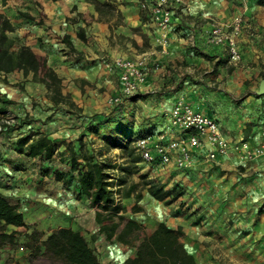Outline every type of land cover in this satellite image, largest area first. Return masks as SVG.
Segmentation results:
<instances>
[{
    "label": "crops",
    "instance_id": "obj_1",
    "mask_svg": "<svg viewBox=\"0 0 264 264\" xmlns=\"http://www.w3.org/2000/svg\"><path fill=\"white\" fill-rule=\"evenodd\" d=\"M97 1L111 3L122 24L112 26L87 0H8L5 4L0 0V15L14 28L5 32L13 41L11 50L26 46L44 59L60 79L62 95L80 109L74 113L63 103L54 104L45 82L34 79L32 72L0 71V104L10 116L21 119L0 133V193L18 203L24 217V227L7 226L10 230H35L41 240L61 227L79 230L100 264H125L135 249L110 243L99 231L96 207L88 197L76 196L77 171L65 181L54 178V171L69 169L67 145L77 151L84 144L92 153L101 145L90 143L91 139L99 141L107 135L116 142L145 133L163 136L164 141L177 139L179 134L169 124L170 112L182 99L215 118L230 143L258 156L264 146V107L251 96L234 102L227 93L230 80L225 69L207 66L186 53L181 31L172 32L174 26L182 27L177 17L169 29H160L141 10L139 0ZM186 1V8L197 18L222 15L212 4L207 8L201 0ZM258 25L264 36V17ZM211 26L205 24L202 31ZM193 38L204 41L200 34ZM208 54L214 62L223 55L220 47H212ZM141 56L146 57L145 83L138 96L122 101L123 115L115 117L110 104L119 90L114 62ZM198 70L202 72L196 79L191 73ZM27 134H42L57 144L51 160L17 153V138ZM209 150L208 145L189 149L190 164L181 169L141 161L140 172L161 181L163 189L180 187L183 194L164 205L143 191L137 202L141 211L134 219L147 234L159 223L180 227L181 242L196 264H264L259 242L264 228V159L241 161L232 148L225 156L207 161ZM237 166L245 167L244 172ZM119 202L126 209L124 215L133 218L129 210L135 204L133 195ZM146 217L151 219L143 220ZM253 250L260 257H251Z\"/></svg>",
    "mask_w": 264,
    "mask_h": 264
},
{
    "label": "trees",
    "instance_id": "obj_2",
    "mask_svg": "<svg viewBox=\"0 0 264 264\" xmlns=\"http://www.w3.org/2000/svg\"><path fill=\"white\" fill-rule=\"evenodd\" d=\"M8 0H2L5 4ZM92 3L98 12L111 13L117 9L109 2L100 3L97 0H87ZM118 12V11H117ZM26 16V15H24ZM0 71L9 72L15 69L22 70L26 75L32 72L33 78L45 82L49 99L54 103H63L69 108L80 111L68 95L61 93V81L56 73L47 66L42 58L36 57L28 47L21 46L16 51L11 50L12 39L5 35V32H12L14 28L0 15ZM229 72V71H228ZM9 116L7 110L0 104V121ZM21 119H19L20 123ZM143 135V134H141ZM139 135V136H141ZM137 138V137H136ZM135 138V139H136ZM135 139L125 140L124 143L111 139L112 146L128 150ZM16 151L28 158L43 157L51 160L55 155L57 144L49 140L45 135L27 134L17 138L15 142ZM69 169L67 172L54 171V178L57 181H65L72 178V172L77 171L75 184L76 196H86L90 204L96 207L95 220L100 224L99 231L104 233L106 240L110 243L121 244L135 249L133 257L125 259V264H196L193 256L189 254L181 242L182 231L180 227L170 228L164 223L147 234L145 227L137 220L124 215L126 209L121 207L119 198H127L133 195L135 204L131 212H139L137 202L140 201L141 191L136 192V183H131L121 194L119 190L113 189L110 181L109 170L116 169L115 165L95 160L94 156L83 150L82 146L75 151L71 143L67 145ZM130 158L131 153L127 152ZM141 161L140 156L130 158L133 167H121L122 172L132 174L137 172V163ZM142 187L157 201L165 205L172 203L182 192L177 187L163 189L157 183L147 180L145 175H138ZM121 186L124 179H117ZM0 246H15L17 231L6 233L7 226L24 227V217L19 211L18 203L11 201L0 193ZM32 240L33 257L41 258L43 261L37 264H100L94 250L89 246L86 238L79 230L61 227L53 230L44 240H41L39 232L33 230L31 233H24ZM143 235V238L141 236ZM36 243V244H35Z\"/></svg>",
    "mask_w": 264,
    "mask_h": 264
},
{
    "label": "rangeland",
    "instance_id": "obj_3",
    "mask_svg": "<svg viewBox=\"0 0 264 264\" xmlns=\"http://www.w3.org/2000/svg\"><path fill=\"white\" fill-rule=\"evenodd\" d=\"M201 2L205 4L207 8H209V5L212 4L213 6H215L217 12L222 15L221 16L209 15V16H204V17L202 16L197 18L196 16L190 14L188 8H186V5L175 6L171 21L175 17H177L182 27L181 28L178 27L176 29V26H174L172 32L181 31L180 36L185 39L186 53H191L192 56L201 59V61H205L207 66L212 67L213 65H215L225 69L224 70L225 73L227 72L226 78L230 80V90H228L227 93H229V96H231L235 100L234 102H240L241 101L240 99L245 98V96H251L253 99L261 100L260 105L264 107V95H257L256 93L259 81L262 78H264V36L262 31L263 27L258 25V20L264 17V9H262L263 1L262 0H211V3H209L208 0H201ZM102 17L106 20L111 21V25L114 27L119 24H122V17L120 13L117 11L111 13H104ZM222 20L225 21L226 23H230L237 26V29L235 31L233 30V28L228 29L229 33L230 32L233 33L236 41L237 50H238L237 59H233L230 56L227 47L214 45L210 42V31L208 30L202 31V27L205 24L214 25L219 22L221 23ZM170 25L166 29H169ZM178 29L179 31H177ZM203 29H205V27ZM196 34H200L204 38V41L203 39L202 42L196 41L193 38V36L195 37ZM197 39L200 40L199 38ZM212 47L213 48L220 47L221 53L223 54L222 58H218V60H216L215 62H214V58L208 54V51L212 50ZM201 72L202 71L198 70V72L194 71L191 74L195 76L196 79H199V77L201 76ZM186 75L187 74L183 73L182 77L184 78V76ZM222 81L225 80L222 79ZM144 83L145 81L142 83V85ZM138 89L139 88H137V90L133 95H129V96L128 95L120 96L118 90L117 93L111 97V99H114L115 97H120V101L117 103H113L112 101H110L115 117L119 116V114L123 115V110H122L123 105L121 104L122 101L126 100V98L129 97L133 98L135 96H138L135 95L136 93H138ZM139 97H143V96H139ZM71 110L74 113H79V111H77L75 108ZM9 117L12 118V120L14 121V123L9 127L16 125L18 122L17 118L10 115ZM9 127H6L4 130L0 131V133L5 131ZM110 129L112 130V127ZM103 137L104 138L99 139V141L96 139L95 140L91 139L90 143L97 142L98 144L101 145L100 147L96 146L97 147L96 149L98 151L90 153L85 148L84 144H82L81 146L83 150H87L88 153L92 154L95 160L97 161L102 160L105 163H110L117 167L116 169L109 170L111 176L109 180L112 181L114 185L113 187L114 190L116 191L119 190V193L121 194L124 190L128 188V186L131 183H136L137 188L135 190V193L141 191V195H142V192L145 191L146 189L142 187L143 181L138 178V175H145L147 180H151L162 187L161 181L156 180V178L149 177L147 174L140 172L139 165L141 161L137 163L136 173L127 174L126 172H122L120 170L121 167H129V168L133 167V164L130 162V158L139 156V153L136 151L134 144H130L128 150L126 151L120 147L112 146L113 144L111 142V139L113 138L111 136L107 135ZM119 143L122 144L124 143V141H119ZM238 147L239 145H233L231 143L230 149L232 148L235 149L236 151L235 155H237L238 159L241 161H253L254 157L255 159H257L256 157L258 158L260 157L261 159H264V146H262V153H260L258 156H250L248 153L245 152V150L239 149ZM99 149H101V151ZM127 152L131 153L130 158L127 156ZM247 157H252V158L247 159ZM236 169H238L239 172H244L245 167L237 166ZM247 173L248 176L250 177L249 174L252 173V170H249ZM121 178L124 179V183L121 186H117L116 184L119 183L117 179H121ZM174 186L181 190L180 187L176 185ZM129 210L131 212V208ZM136 213L138 212H131L133 219L137 215ZM150 219L151 217L143 218V220L146 221ZM2 229L3 228L0 226V231ZM4 231L6 233H9L14 230H10L9 228L5 227ZM15 231H17V234L15 235V239L17 240L16 245L13 247L8 245L0 246V260L2 261L1 264L2 263L3 264H37L39 262H42L43 260L41 258L33 257L31 247L34 242L24 235V233H31V231H26L23 229L15 230ZM141 238H143V235L141 236ZM256 253L258 252L256 250L255 251L253 250L249 254L251 255V257L254 258L259 256Z\"/></svg>",
    "mask_w": 264,
    "mask_h": 264
},
{
    "label": "built area",
    "instance_id": "obj_4",
    "mask_svg": "<svg viewBox=\"0 0 264 264\" xmlns=\"http://www.w3.org/2000/svg\"><path fill=\"white\" fill-rule=\"evenodd\" d=\"M140 8L145 11L149 20L160 29H166L171 24L175 6L186 3L184 0H139ZM237 29L230 23H216L211 26L210 42L214 45L227 47L230 56L237 59L238 50L233 33L228 29ZM146 57L137 59L119 58L114 67L118 71L119 95H133L146 78ZM113 103L120 97L111 99ZM19 122V119H17ZM14 123L9 116L1 119L0 131ZM170 127L179 134L177 139L164 141L163 136L145 133L134 141L136 151L142 162L155 167L185 168L190 164L189 149H199L208 145L207 161H214L218 155L225 156L231 148V143L223 136L218 121L212 116L194 108L184 100H178L170 112ZM264 252V228L259 239Z\"/></svg>",
    "mask_w": 264,
    "mask_h": 264
},
{
    "label": "water",
    "instance_id": "obj_5",
    "mask_svg": "<svg viewBox=\"0 0 264 264\" xmlns=\"http://www.w3.org/2000/svg\"><path fill=\"white\" fill-rule=\"evenodd\" d=\"M257 95H264V78H262L257 86Z\"/></svg>",
    "mask_w": 264,
    "mask_h": 264
}]
</instances>
